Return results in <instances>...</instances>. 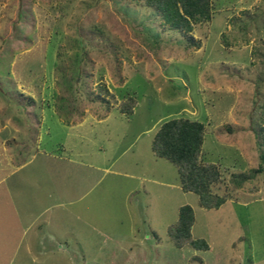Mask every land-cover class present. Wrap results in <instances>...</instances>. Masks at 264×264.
<instances>
[{"label":"rangeland","instance_id":"obj_1","mask_svg":"<svg viewBox=\"0 0 264 264\" xmlns=\"http://www.w3.org/2000/svg\"><path fill=\"white\" fill-rule=\"evenodd\" d=\"M210 11L190 39L144 0H0V264H264V0ZM176 117L204 124L217 208L151 150ZM184 204L207 250L169 239Z\"/></svg>","mask_w":264,"mask_h":264},{"label":"trees","instance_id":"obj_2","mask_svg":"<svg viewBox=\"0 0 264 264\" xmlns=\"http://www.w3.org/2000/svg\"><path fill=\"white\" fill-rule=\"evenodd\" d=\"M144 3L160 15L167 27L181 31L190 39H193L194 24L211 17L210 0H144ZM195 44L199 45L197 42ZM27 99L32 100L29 97ZM134 104L122 102L118 110L129 113ZM203 137L202 122L183 117L170 118L162 122L155 132L151 150L156 157L164 158L176 167L182 191L195 193L198 204L211 209L219 207L226 198L210 189L211 184L220 178V172L216 164L200 160ZM259 158L260 164L253 173L264 169V153ZM193 221L191 206H179L177 218L167 228V235L175 247L207 250L209 246L204 239L191 236ZM195 259L199 258L195 256Z\"/></svg>","mask_w":264,"mask_h":264},{"label":"crops","instance_id":"obj_3","mask_svg":"<svg viewBox=\"0 0 264 264\" xmlns=\"http://www.w3.org/2000/svg\"><path fill=\"white\" fill-rule=\"evenodd\" d=\"M14 127V126H13ZM20 127V126H19ZM13 130L15 131L14 132V134H17L16 132H19L20 131V129L18 128H13ZM3 135L2 136H5V135H8V133H2ZM2 144H3V141L1 142ZM1 146V148H2V151L3 152H7V156H9V148H6L5 147V145L4 146H2V145H0ZM5 147V148H4ZM8 160H11L10 159V156L8 157ZM33 215V214H32ZM31 215V217L30 218H34L33 216ZM29 218V223H32V219H30ZM31 225H28L25 229H24V231H23V233L25 232V231H27V230H31ZM52 237H50V239H51ZM37 241V247H39L40 246V244H41V242L43 241V238H42V236L39 234V230H33L32 231V233L28 236V239L26 240V245H25V247L26 248H31V245H29V243L30 242H36Z\"/></svg>","mask_w":264,"mask_h":264}]
</instances>
